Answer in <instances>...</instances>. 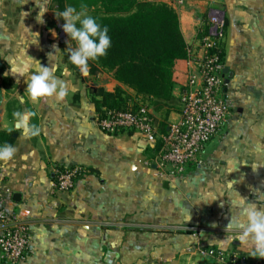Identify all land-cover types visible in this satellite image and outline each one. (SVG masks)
<instances>
[{
  "label": "crops",
  "instance_id": "crops-1",
  "mask_svg": "<svg viewBox=\"0 0 264 264\" xmlns=\"http://www.w3.org/2000/svg\"><path fill=\"white\" fill-rule=\"evenodd\" d=\"M145 1L176 11L188 46L197 44L196 16L212 7L225 15L226 125L200 162L177 176L156 169L158 140L100 130L98 91L120 87L128 100L140 97L105 71L82 81L68 63L75 41L60 38L57 0H0V131H12L16 149L0 162L2 207L31 229L21 264H220L210 249L253 256L251 240L236 238L232 222L244 217L232 201L241 196L264 206V0ZM41 9L44 23L37 20ZM40 65L66 83L63 100L30 99L27 83ZM189 70L186 63L185 80L172 89L177 103ZM16 113H31L27 135ZM154 113L161 130L180 108L167 120ZM57 167L81 168L71 190L54 188Z\"/></svg>",
  "mask_w": 264,
  "mask_h": 264
},
{
  "label": "built area",
  "instance_id": "built-area-1",
  "mask_svg": "<svg viewBox=\"0 0 264 264\" xmlns=\"http://www.w3.org/2000/svg\"><path fill=\"white\" fill-rule=\"evenodd\" d=\"M184 0H175L182 5ZM196 45H187L186 83L179 96L180 113L165 131L157 125L153 109L139 100L123 108H103L97 124L107 134L139 133L158 140L153 163L162 175L177 176L190 164L200 162L206 145L217 138L226 125L228 110L224 103L225 15L212 7L194 18ZM81 173L80 167L54 170L53 186L69 191ZM4 183L0 179V264H21L29 254L31 229L21 218L2 207ZM220 264H264V258L238 252L210 249Z\"/></svg>",
  "mask_w": 264,
  "mask_h": 264
},
{
  "label": "trees",
  "instance_id": "trees-1",
  "mask_svg": "<svg viewBox=\"0 0 264 264\" xmlns=\"http://www.w3.org/2000/svg\"><path fill=\"white\" fill-rule=\"evenodd\" d=\"M57 1L60 11L69 5L80 10L83 5L89 15L109 29L112 46L106 56L90 60V74L112 73L116 81L132 89L164 120L171 108H180L172 89L185 80L187 45L171 6L145 0ZM97 95L101 98L98 114L103 108H123L130 101L120 87L114 92L100 90ZM161 126L165 131L166 124ZM13 142L12 131H0V145Z\"/></svg>",
  "mask_w": 264,
  "mask_h": 264
},
{
  "label": "clouds",
  "instance_id": "clouds-1",
  "mask_svg": "<svg viewBox=\"0 0 264 264\" xmlns=\"http://www.w3.org/2000/svg\"><path fill=\"white\" fill-rule=\"evenodd\" d=\"M44 12L41 9V13L37 16L40 23H44L42 19ZM56 16L64 21L61 26L63 32L76 43V47L69 55L70 62L78 68L82 76L87 77L90 71L89 61H97L106 56L112 46L108 27H102L95 17L88 14L83 5L80 10L71 5L66 6L63 11L56 13ZM37 42L36 39L33 43ZM26 88L30 99L34 102L52 96L57 100H63L68 95L66 83L55 76L52 68L41 65L37 72L31 74ZM15 115L25 121V135H27L29 129L26 122L31 113ZM38 131L33 127L31 135H38ZM15 153L16 149L11 144L0 145V162L6 163L12 160ZM232 203L241 209V215L244 217L243 220L237 218L232 222V227L238 230L236 238L242 241L251 240L253 255L264 258V206L258 203H246L241 196Z\"/></svg>",
  "mask_w": 264,
  "mask_h": 264
},
{
  "label": "water",
  "instance_id": "water-1",
  "mask_svg": "<svg viewBox=\"0 0 264 264\" xmlns=\"http://www.w3.org/2000/svg\"><path fill=\"white\" fill-rule=\"evenodd\" d=\"M60 38H62V39L64 38V32L63 31H60ZM71 51H72L71 49H68V52H67L68 57H69ZM68 63L76 71V73L82 77V81L87 82V83L89 82V79L87 77L82 76L81 73L79 72L78 68L75 65H72V63L70 62V59H68ZM226 72H227V68H224L223 74ZM3 99H4V95H3L1 80H0V112L2 111L1 107L3 104ZM16 126H18V123L16 124ZM15 198H16V195H15Z\"/></svg>",
  "mask_w": 264,
  "mask_h": 264
},
{
  "label": "rangeland",
  "instance_id": "rangeland-1",
  "mask_svg": "<svg viewBox=\"0 0 264 264\" xmlns=\"http://www.w3.org/2000/svg\"><path fill=\"white\" fill-rule=\"evenodd\" d=\"M135 100V99H134Z\"/></svg>",
  "mask_w": 264,
  "mask_h": 264
}]
</instances>
